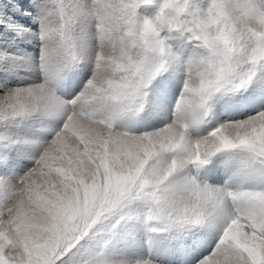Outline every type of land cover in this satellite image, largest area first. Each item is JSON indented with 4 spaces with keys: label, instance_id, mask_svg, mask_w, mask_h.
<instances>
[{
    "label": "rangeland",
    "instance_id": "1",
    "mask_svg": "<svg viewBox=\"0 0 264 264\" xmlns=\"http://www.w3.org/2000/svg\"><path fill=\"white\" fill-rule=\"evenodd\" d=\"M43 1L80 58L66 94L39 49L31 91L0 87V264H115L120 236L142 251L119 264H264V0H83L86 48Z\"/></svg>",
    "mask_w": 264,
    "mask_h": 264
},
{
    "label": "bare ground",
    "instance_id": "2",
    "mask_svg": "<svg viewBox=\"0 0 264 264\" xmlns=\"http://www.w3.org/2000/svg\"><path fill=\"white\" fill-rule=\"evenodd\" d=\"M13 1L16 2L14 3ZM22 1L23 0H3L2 2H0V7H3L7 10L6 13H2L0 11V23H2V28L0 29V87L1 90H3L4 88V99H7L6 102H14L13 98H16V96H18L19 91L22 92V90H19L22 88L21 86H19V84L29 85V89H23L24 93L32 90L33 84H31V81L35 79L33 55L37 49H39V54L41 55L40 57H45L48 60L51 59L48 64H50L51 66L52 79L57 80V87L61 85L59 87L60 89L58 90L59 94H66L65 91H70L76 81L77 70H74V68L79 62V52L77 50L69 49L65 45H58V42H61L56 40V31L58 29L55 27V22L53 20H50L52 13H46V8L45 6H43V0H31L33 5V10L31 11V13L20 9L19 4H21ZM65 3L67 4L66 7L68 11L72 13V19L74 20L70 28L73 30L72 32L73 37L76 41V45H78L79 39L81 38L82 42H84V48H86L87 46H89L87 42L88 29L86 28V23H88V20L86 19L87 17H84V9L87 10V6L83 3V0H65ZM15 16H18L20 18V21ZM34 23L36 24V28L33 29L35 25ZM81 49L82 53L84 49L82 47ZM255 80L258 81L257 86L259 85L257 93L264 97V67H261L259 69L256 74ZM52 86H54V83L53 85H51V87ZM15 94L17 95L15 96ZM57 99L58 98L51 93H45L44 96L42 93L41 98L34 97L33 93L31 94V96L26 98V101L31 102L32 105H37L38 112H41V109L45 110L49 108L58 101ZM248 99H250L249 96H246L245 101H248ZM150 111L151 114H155L154 109ZM262 118H264V116H262ZM33 133L34 132H30V134ZM23 136L27 135L24 133ZM8 144L9 142L6 141V145ZM12 163L16 166L19 164V159H17L16 155L15 158L10 161V163L7 164V162H4L0 169H3V171L5 172L11 170ZM46 167V164H42L39 166V169L42 170ZM217 179L218 180H215V183L219 185L224 184L225 180H222L223 178L220 174H217ZM220 205L221 210L226 213H230L228 204L225 201ZM177 235L180 234L177 233ZM131 239L132 241L130 242ZM115 241L116 242L114 244L118 248L113 247V249L110 250L111 256L113 258H116L113 259L115 261V264H119L120 261L127 260L128 258H126V256H129L132 252L135 251L138 254L134 256L137 259L140 258V251H142V247L131 245L134 241H136L133 236H130L129 238L120 236ZM125 241L129 243H124ZM135 243H138V241H136ZM99 245L100 244L96 243L95 246H92L93 249L90 248L91 250L89 252H91L92 254L97 253L99 255L100 251H102V248H100ZM166 246L168 245L166 244ZM151 248L155 249V246L153 245V247L151 246ZM192 250L193 248L188 244L180 245L175 250V254L184 256ZM166 253H169V247H163L161 249V256H167ZM96 258L99 259V257ZM102 259L104 258L102 257ZM102 259L100 262L101 264H104Z\"/></svg>",
    "mask_w": 264,
    "mask_h": 264
}]
</instances>
